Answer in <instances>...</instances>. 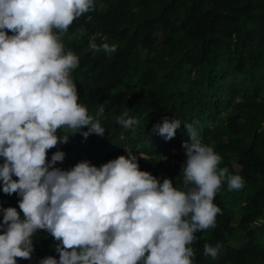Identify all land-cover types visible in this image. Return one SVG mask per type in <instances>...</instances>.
<instances>
[{
	"label": "clouds",
	"instance_id": "obj_1",
	"mask_svg": "<svg viewBox=\"0 0 264 264\" xmlns=\"http://www.w3.org/2000/svg\"><path fill=\"white\" fill-rule=\"evenodd\" d=\"M94 6L95 0H0V192L15 193L20 210L0 207V264L31 260L41 230L57 242L58 258L38 264H193L196 234L223 214L214 203L222 182L229 191L245 186L241 175L218 169L222 158L198 138L195 122L183 124L190 141L182 143L183 189L140 170L143 156L133 151L67 170L56 167L66 155L59 148L48 158L76 133L105 136L104 104L92 116L79 102L71 72L80 58L62 43L73 21ZM89 47L117 50L95 40ZM117 123L128 129L140 121L124 113ZM181 125L165 116L151 132L169 141ZM62 128L73 134L58 136ZM221 247L205 244L204 254L216 258Z\"/></svg>",
	"mask_w": 264,
	"mask_h": 264
},
{
	"label": "trees",
	"instance_id": "obj_2",
	"mask_svg": "<svg viewBox=\"0 0 264 264\" xmlns=\"http://www.w3.org/2000/svg\"><path fill=\"white\" fill-rule=\"evenodd\" d=\"M92 40L117 50L97 52ZM62 43L80 58L71 72L79 102L92 116L104 104L106 132L85 139L59 129L58 136H72L48 150L49 159L57 148L66 153L56 167L67 170L82 160L99 167L133 151L143 156L140 170L183 189L184 164L166 159L171 150L185 152L183 124L195 122L198 138L222 158L218 169L241 175L245 186L229 191L227 179L222 182L214 203L223 214L214 228L196 234L193 264H264V0H95ZM124 113L139 125H119ZM165 116L182 122L169 141L151 132ZM17 201L15 193L0 192V207L20 211ZM33 239L32 259L17 258L18 264L58 258L50 234L41 230ZM217 242V257L206 256L204 245Z\"/></svg>",
	"mask_w": 264,
	"mask_h": 264
},
{
	"label": "rangeland",
	"instance_id": "obj_3",
	"mask_svg": "<svg viewBox=\"0 0 264 264\" xmlns=\"http://www.w3.org/2000/svg\"><path fill=\"white\" fill-rule=\"evenodd\" d=\"M186 156L185 152L179 151V150H171L169 152V156L167 157L166 161L170 164H180L183 165L185 163ZM232 245L237 246V244L234 242Z\"/></svg>",
	"mask_w": 264,
	"mask_h": 264
}]
</instances>
